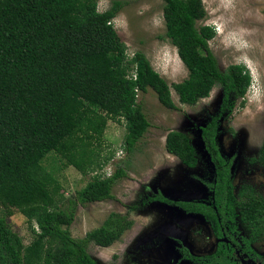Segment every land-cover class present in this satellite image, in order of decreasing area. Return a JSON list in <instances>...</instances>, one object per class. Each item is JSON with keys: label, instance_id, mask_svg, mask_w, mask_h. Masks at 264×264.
Instances as JSON below:
<instances>
[{"label": "trees", "instance_id": "obj_1", "mask_svg": "<svg viewBox=\"0 0 264 264\" xmlns=\"http://www.w3.org/2000/svg\"><path fill=\"white\" fill-rule=\"evenodd\" d=\"M160 1L165 31L158 38L176 49L187 70L171 86L144 53L127 54L112 25L121 1L112 0L100 12L97 0H0V202L8 200L33 235L24 245L0 216V264H97L88 246L108 248L131 228L129 218L111 213L98 228L73 238L77 206L111 200L125 172L95 175L59 205L63 197L54 172L43 162L57 154L81 174L100 170L111 156L98 161L90 147L101 140L109 120L123 124L125 150L133 153L150 126L137 103L139 93L151 90L163 107L177 110L171 89L181 105L193 106L219 87L217 115L201 128L204 149L217 162V122L244 99L251 76L241 64L219 66L208 46L214 28L198 25L206 17L202 0ZM164 147L184 166L196 167L195 151L182 132L168 131ZM257 159L264 166V142ZM247 192L240 195L239 213L255 238L264 230V197Z\"/></svg>", "mask_w": 264, "mask_h": 264}, {"label": "rangeland", "instance_id": "obj_2", "mask_svg": "<svg viewBox=\"0 0 264 264\" xmlns=\"http://www.w3.org/2000/svg\"><path fill=\"white\" fill-rule=\"evenodd\" d=\"M111 1L97 0L98 11L107 10ZM114 1L123 3L112 25L127 54L144 53L169 86L185 79L187 70L176 49L167 40L158 38L165 31L161 1ZM202 4L206 17L198 25L215 29L208 46L219 66L225 69L241 64L249 69L251 76L244 99L236 100L232 112L220 121L219 149L225 158L233 161L235 191L247 184L264 197V168L254 161L264 141V0H202ZM171 97L177 110L163 107L151 90L138 94L137 103L150 126L133 153L125 150L123 124L107 121L101 140L92 141L90 147L99 154L98 161L111 156L100 170L93 168L81 174L57 154H50L43 162L47 170L54 172L58 194L63 197L59 205H65L66 199L73 198L93 176L109 177L117 168L125 172V177L114 184L111 200L78 205L70 226L71 236L80 239L101 226L111 213L132 221L133 227L110 247L88 246L87 251L97 264H190L182 260L180 249L184 247L199 256L201 231L211 234L203 217L186 214L175 205L148 202L155 195L172 202L209 201L212 196L207 183L212 181L213 166L200 139V129L216 115L221 90L214 87L208 98L193 106L181 105L172 89ZM170 130L187 136L197 159L194 169L165 151V136ZM3 215L23 244L28 245L33 235L27 219L8 200L0 202V216ZM252 247L264 255V239Z\"/></svg>", "mask_w": 264, "mask_h": 264}, {"label": "flooded vegetation", "instance_id": "obj_3", "mask_svg": "<svg viewBox=\"0 0 264 264\" xmlns=\"http://www.w3.org/2000/svg\"><path fill=\"white\" fill-rule=\"evenodd\" d=\"M227 115L224 114L223 118ZM211 119L209 122H211ZM220 121L217 122L216 128L218 136ZM218 136L213 141V145L218 152V160L214 163L209 158L213 166L212 181L207 183L212 195L209 201L183 200L172 202L168 199L170 202H167L165 201L167 198L155 195L148 198V202L158 201L160 203L175 205L183 210L184 213L199 215L207 221L211 234L206 230L204 232L201 231L202 254L199 256L192 255L183 247L180 249V255L184 262L190 264H264V255H261L252 247L253 243L264 239V230L253 238L250 231L241 221L238 207L241 193L248 194L247 189H251L254 192L255 190L250 185L242 184L235 191L233 161L225 158L221 153L218 145ZM257 158L258 154L254 158V161L264 168Z\"/></svg>", "mask_w": 264, "mask_h": 264}, {"label": "water", "instance_id": "obj_4", "mask_svg": "<svg viewBox=\"0 0 264 264\" xmlns=\"http://www.w3.org/2000/svg\"><path fill=\"white\" fill-rule=\"evenodd\" d=\"M206 126V125H205ZM204 126V127H205ZM203 128V127H202ZM200 139H201V129H200ZM201 141H202V139H201ZM202 143H203V141H202ZM203 146H204V144H203ZM207 153V152H206Z\"/></svg>", "mask_w": 264, "mask_h": 264}, {"label": "clouds", "instance_id": "obj_5", "mask_svg": "<svg viewBox=\"0 0 264 264\" xmlns=\"http://www.w3.org/2000/svg\"><path fill=\"white\" fill-rule=\"evenodd\" d=\"M113 21V20H112ZM213 27V26H212ZM215 30V29H214ZM246 68V67H245ZM246 69H248V68H246ZM249 70V69H248ZM249 72V71H248Z\"/></svg>", "mask_w": 264, "mask_h": 264}]
</instances>
